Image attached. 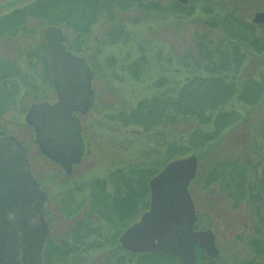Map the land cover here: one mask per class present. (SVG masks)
<instances>
[{
	"label": "rangeland",
	"instance_id": "1",
	"mask_svg": "<svg viewBox=\"0 0 264 264\" xmlns=\"http://www.w3.org/2000/svg\"><path fill=\"white\" fill-rule=\"evenodd\" d=\"M34 1L5 4L0 7V16ZM91 1L93 4L105 2ZM114 1L123 3L120 6L114 4L112 12L101 10L85 29L60 25L71 42L76 39L75 34H80L77 39L80 46L74 52L91 63L94 69L92 87L96 93L94 106L80 117L90 151L73 167L72 174H63L57 164L40 153L33 130L24 120L26 109L34 102L29 97L0 119L4 123L3 130L13 134L27 148L35 177L41 179L37 178L47 191L50 240L53 243L65 239L71 242L74 227L91 231L84 242L76 244L74 256L51 257L49 263L138 264L139 255L126 254L118 244L121 220L113 217L112 205L122 202L126 188L133 186L135 195L138 194L140 188L135 186L130 168L149 169L155 173L167 162L170 145L177 150L190 142L191 148L184 155L198 154V164L189 191L198 214L199 228H210L215 234L219 255L213 264H264L263 256L249 244L254 239L264 241L263 229L260 228L261 233L255 232L258 221L251 201L243 199L239 202L230 198L227 191L222 190L220 180L205 183L210 166L218 159L250 156L258 175L264 169V93L251 105L238 99L245 82L258 79L259 73L264 71V53L255 54L247 45L241 46L242 64L237 73L231 75L236 92L212 114L223 110L235 112L237 121L211 146L205 143L202 148L195 149L191 138L194 139L195 130L212 129V119L205 124L178 113L173 120L167 122L165 118L160 125L146 130L143 125L134 124L132 118H125L126 122L119 118L120 113L131 112L143 98L159 97L166 102L168 97L179 94L185 83L197 78L198 71L187 70L189 66H184V58L195 57L196 44L202 38H213L222 45L228 43L221 29L205 25V20L212 18V11L222 13L231 4H237L241 16L254 24L251 19L255 12L264 11V0H234V3L230 2L232 0H190L185 14L176 11L175 0ZM205 3L211 6L208 12L204 11ZM40 22L38 18H29L26 23L34 32L22 38H5L0 45L1 55L11 60H16L18 54L25 56L24 53L41 38L46 25ZM254 29L256 36L264 40V28ZM23 59L19 61L25 67L28 61ZM30 61L35 81L43 89L40 64L36 59ZM45 96L51 101L53 88H47ZM206 109V114L210 115V108ZM116 168L124 170L122 180L118 174H113ZM150 177V174L146 176V182ZM250 177L253 184L257 176ZM126 181L131 183L121 187ZM259 194L264 199V190ZM203 263L209 264V260L205 259ZM150 264L158 263L152 260Z\"/></svg>",
	"mask_w": 264,
	"mask_h": 264
},
{
	"label": "water",
	"instance_id": "2",
	"mask_svg": "<svg viewBox=\"0 0 264 264\" xmlns=\"http://www.w3.org/2000/svg\"><path fill=\"white\" fill-rule=\"evenodd\" d=\"M16 0H0V7ZM186 4L189 0H176ZM251 21L264 24V11ZM52 70L54 102L31 103L24 116L40 152L66 174L84 153L79 118L93 101V70L83 56L66 48L61 27L43 29ZM197 155L174 158L149 179L150 203L140 219L121 234V246L131 252H160L180 264H195V243L216 258L219 250L211 229L193 228L196 214L188 185L195 177ZM47 195L35 178L26 147L13 135L0 136V264H47Z\"/></svg>",
	"mask_w": 264,
	"mask_h": 264
},
{
	"label": "trees",
	"instance_id": "3",
	"mask_svg": "<svg viewBox=\"0 0 264 264\" xmlns=\"http://www.w3.org/2000/svg\"><path fill=\"white\" fill-rule=\"evenodd\" d=\"M89 1L35 0L23 7L15 8L0 16V45L3 44L2 41H5V38L7 40H10L14 36L22 38L28 33L34 32L26 23L29 18L40 19V23L43 21L44 23L42 25L44 26L50 24L64 25L76 30H82L88 26V23L101 10L112 12L111 8L114 4L120 6L123 3L121 1L104 0L105 2L100 1L99 3L95 2L93 4L91 0ZM127 1L125 0V2ZM204 1L207 2V0ZM230 2L234 3L235 1L232 0ZM230 2L228 3L230 4ZM189 5H182L177 1L174 2L175 9L179 13H187V9L190 7ZM206 5L204 11L208 12L211 6ZM224 10L222 13L212 11V18L206 19L205 25L208 28L221 29L223 37L225 40H228V43L223 42L224 45H222L218 41L213 40V38L209 40L202 38V41L196 44L195 57L192 59L190 57V59H187V57L184 58V66H189L187 70L198 71V77L192 81L187 80L188 82L183 85L181 92L175 97H168L166 102L158 99L159 97L141 99L131 112L120 113V120L126 122L125 118H132L134 124L143 125L146 130H149L153 126L160 125L165 118L167 122L173 120L177 117L178 113H181L183 117L198 119L199 122L205 124L212 119V129L207 131L198 129L193 132L192 136L194 141L191 138V144L195 149L202 148L205 143L211 146L224 130L230 128L237 121L234 118L236 115L235 112L223 110L214 116L212 114L217 106L227 103V100L236 92L235 83L233 82L234 76L232 77L231 75L236 74L242 64L241 62L244 56L240 53L241 46L247 45L255 54L264 53V40L256 36L254 29L256 27L264 28V25L247 22L241 16L242 12L237 4H231L229 8ZM40 37L39 41L24 53L25 56L18 54L16 60H11L1 55L2 49L0 47V119L7 111L13 108L16 109L27 97L32 101L45 99L47 88H53L51 68L42 33ZM20 59L25 60V62L28 61V64L25 67L22 66L19 61ZM31 59H36L40 64L42 84L44 85L43 89L39 88L35 81V76L32 73V63H30ZM263 93L264 71H261L258 79L251 78L245 82L243 89L239 92L238 99L251 105L257 103ZM206 108H210V115L206 114ZM3 126L4 123H1L0 120V135L6 134ZM189 144L179 146L177 150H175L176 148L174 149L173 145H170L167 148V161L184 155L191 148ZM255 168L250 156H245L242 159H218L210 166L208 171L210 174L205 177V183L220 180L222 190L227 191L230 198L239 202L243 199L250 200L253 205L254 215L258 221L255 225V232L261 233L260 228L264 231V199H262L259 193L264 190V169L258 175ZM149 174H152L149 170L135 169V186L142 190L144 188L147 189L148 186L145 178ZM253 174H256L257 177L252 184L250 182V175ZM119 176L122 180L121 176L123 174H119ZM226 179H229L227 183L225 182ZM130 183V181H126L121 187ZM249 188L251 190L249 197H247ZM117 213L120 215L119 211ZM249 244L264 259V241L254 239ZM51 251V243H48L45 252V259L48 263ZM197 251V264H204L203 260L205 259L209 260V264H213L215 259L207 257L200 248H197ZM152 260L158 264H162V262L172 264V262H175V259L166 254L151 252L140 254L138 264H148Z\"/></svg>",
	"mask_w": 264,
	"mask_h": 264
},
{
	"label": "flooded vegetation",
	"instance_id": "4",
	"mask_svg": "<svg viewBox=\"0 0 264 264\" xmlns=\"http://www.w3.org/2000/svg\"><path fill=\"white\" fill-rule=\"evenodd\" d=\"M65 35L67 37L66 46H70V49L74 52L75 50H77L76 47L77 46H80V42H79V40H77L80 37V34H78V33L75 34L76 35V39L73 42H71V40L69 39V36L66 33H65ZM90 66L92 67L91 63H90ZM91 88L93 90V93H92L93 94V101H92V105L90 106L89 110L94 106L95 99H96V93H95L94 88L92 87V80H91ZM54 98H55V94H54ZM88 111H87V113H88ZM86 114H83L81 116L79 115V118L82 117V116H84V115H86ZM77 115H78V113H77ZM80 122H81V120H80ZM81 132H82V138H83L84 143H85V154L84 155H86L90 151V148L88 147V144H87V142L84 139V127L82 126V124H81ZM80 161L78 163H80ZM78 163L72 165V171H71L70 174H72V172H73V167L75 165H77ZM59 167L61 168L62 173L65 174V175H67L63 171L62 167L61 166H59ZM147 170H149V169H147ZM160 170L161 169H159L158 171H160ZM122 172L124 173V170H122L120 168H116V171L113 174L114 175H117V174L119 175V174H122ZM157 172L152 173V175H150V176L151 177L154 176ZM129 173H131V175L134 176L135 168H130V172ZM70 174H68V175H70ZM36 178H38V177H36ZM38 179L41 181L40 178H38ZM127 179H129V178H127ZM149 179H148V181H149ZM148 181H147V186H148ZM42 187H43V185H42ZM124 190H125V192L122 194V197H121L122 202H120V203L119 202H116L115 205H112V208H114V210H115V213L113 214V217L115 219L116 218L117 219L122 218L121 219V224H120V226L122 227V230L120 231V233L118 235V240H117L120 248L126 254H131L132 256H135V253L130 252V251L124 249L121 246L120 241H119V238H120L121 234L123 233V231L125 229H127L134 222L138 221L140 219V217L142 216V214L146 210H148L149 203H150V189H149V187L147 189L144 188V190H142L140 188L137 191L138 192L137 195H135L134 188H126ZM45 191H46V189H45ZM46 194H47V191H46ZM144 201H148V203H143ZM140 202H142V204H139ZM141 205L144 206V209L138 210V208ZM115 206H116V208H115ZM118 211L120 212V215L117 213ZM47 212L49 214V211H48V202H47ZM48 222H49V240H48V243H51V250H52L51 253H50V255H49V262H50V258L52 257V259H53L55 256L56 257H59V258H63L66 255H68V256H74L72 252L76 248V244L78 242H80V243L81 242H84V239L88 235L91 234V231L90 230L81 231L80 227H78V228L74 227L73 230L71 231V240H72L71 242H69V240H66L65 239V240H61L60 242L53 243L52 240H50V229H51L50 223H51V221L49 220V217H48ZM194 228L195 229H204V228H199L198 218L195 221ZM195 246H197V245H195ZM69 254H71V255H69ZM140 254H143V253H140ZM140 254H136V255H140ZM48 264H50V263H48Z\"/></svg>",
	"mask_w": 264,
	"mask_h": 264
}]
</instances>
